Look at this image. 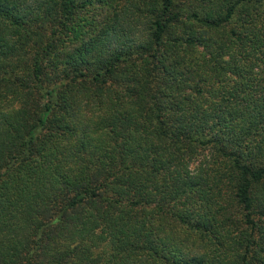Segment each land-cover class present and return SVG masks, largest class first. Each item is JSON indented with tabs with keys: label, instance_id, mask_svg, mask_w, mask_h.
Instances as JSON below:
<instances>
[{
	"label": "trees",
	"instance_id": "1",
	"mask_svg": "<svg viewBox=\"0 0 264 264\" xmlns=\"http://www.w3.org/2000/svg\"><path fill=\"white\" fill-rule=\"evenodd\" d=\"M255 259L264 0H0V264Z\"/></svg>",
	"mask_w": 264,
	"mask_h": 264
},
{
	"label": "rangeland",
	"instance_id": "2",
	"mask_svg": "<svg viewBox=\"0 0 264 264\" xmlns=\"http://www.w3.org/2000/svg\"><path fill=\"white\" fill-rule=\"evenodd\" d=\"M253 264H261V262H259L258 260L255 259V260H253Z\"/></svg>",
	"mask_w": 264,
	"mask_h": 264
}]
</instances>
